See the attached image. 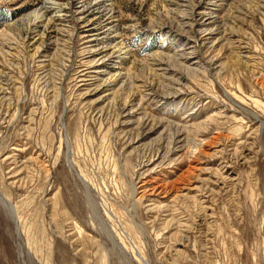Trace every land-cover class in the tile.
Segmentation results:
<instances>
[{
	"label": "rangeland",
	"instance_id": "obj_1",
	"mask_svg": "<svg viewBox=\"0 0 264 264\" xmlns=\"http://www.w3.org/2000/svg\"><path fill=\"white\" fill-rule=\"evenodd\" d=\"M44 1L0 0V264H264V0Z\"/></svg>",
	"mask_w": 264,
	"mask_h": 264
},
{
	"label": "bare ground",
	"instance_id": "obj_2",
	"mask_svg": "<svg viewBox=\"0 0 264 264\" xmlns=\"http://www.w3.org/2000/svg\"><path fill=\"white\" fill-rule=\"evenodd\" d=\"M50 8H55V14H54V16L55 17H61L62 15H64V13H63V10L60 8V7H58V4H57V2H55V1H51V0H46V1H44L42 4H41V6L40 7H38V8H36L35 9V11H34V13H32L34 16H36L35 18L36 19H39V21H41V20H43L44 18H45V13H46V11H47V9L49 10ZM91 27V26H90ZM95 27V26H94ZM94 27H92V28H89V30L91 29V30H94L93 28ZM193 27H197L198 28V25L196 24L195 26H192V28ZM96 30V29H95ZM108 30V29H107ZM192 30V29H191ZM195 31H196V28H195ZM211 31V30H210ZM196 33V32H195ZM210 32L209 31H206V32H204V30H203V33H202V35H200V38H198V40L200 41V39H204L205 38V34H209ZM201 34V33H200ZM91 35H94L93 33L91 34ZM92 39V38H91ZM203 41V40H202ZM189 43V42H188ZM115 47H118V50L120 51V50H123V49H125L124 48V45H123V42H118L116 45H115ZM124 53H125V51H124ZM90 65H92L93 66V68L95 67V64H90ZM92 68V67H91ZM101 71V70H100ZM128 101V100H127ZM130 101V100H129ZM130 104V103H129ZM126 105V104H125ZM131 113V112H130ZM263 125H264V123H263ZM178 146V145H177ZM175 148V147H174ZM157 152H160V149H158L157 150ZM156 155V154H155ZM215 182V181H214ZM135 190H137L138 191V189H135ZM136 191V192H137ZM139 194V193H138ZM0 199L1 200H3V202H4V205L9 209V211L11 212V213H15V209H14V205H13V203L12 202H10L7 198H5L2 194H1V192H0ZM103 222V221H102ZM21 253V252H20ZM22 255V254H21Z\"/></svg>",
	"mask_w": 264,
	"mask_h": 264
}]
</instances>
